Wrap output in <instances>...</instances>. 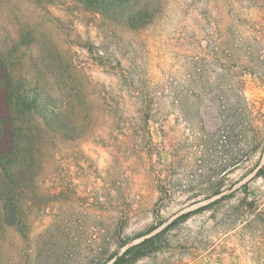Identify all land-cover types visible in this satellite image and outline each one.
<instances>
[{"label":"rangeland","instance_id":"1","mask_svg":"<svg viewBox=\"0 0 264 264\" xmlns=\"http://www.w3.org/2000/svg\"><path fill=\"white\" fill-rule=\"evenodd\" d=\"M0 80V264H113L228 195L140 264H264V0H0Z\"/></svg>","mask_w":264,"mask_h":264},{"label":"trees","instance_id":"2","mask_svg":"<svg viewBox=\"0 0 264 264\" xmlns=\"http://www.w3.org/2000/svg\"><path fill=\"white\" fill-rule=\"evenodd\" d=\"M91 5H99L102 1L103 3H108L110 1H115L117 3H126V0H87ZM5 85V91L2 92L4 103L7 107V116L4 117L0 107V162L6 160L10 155L14 156L15 152L17 151L18 145V138H17V129L15 127L13 121V114L12 108L13 103L12 99H14L11 91H10V81L9 80H0V88ZM3 91V90H2ZM0 95V106H1V96ZM8 140L7 145L2 144V140ZM9 171V170H8ZM7 170L0 169V197L4 196L9 189H11L14 185L13 181H10L9 174ZM12 171V170H11ZM261 173H264V170H261ZM11 178V177H10ZM224 191L222 189L216 190L211 194L208 199H212L213 197L223 195ZM228 196H222L221 198L209 203L201 207L199 210L183 213L182 215L178 216L172 223L167 225L166 227H162V223L158 226L152 227L144 236H147L146 239L142 240L141 242L134 244L127 248L125 252H123L113 264H140V262L148 259L159 256L160 254L170 253V252H163L169 250L171 240L170 234L176 231L180 226L187 223L189 219L194 215L196 212L209 210L215 208L216 205L222 203ZM247 206L245 208L249 210V212H254L257 209V202L255 200L249 201L245 199ZM246 205V204H245ZM264 226V225H263ZM182 262H178V264H182Z\"/></svg>","mask_w":264,"mask_h":264}]
</instances>
